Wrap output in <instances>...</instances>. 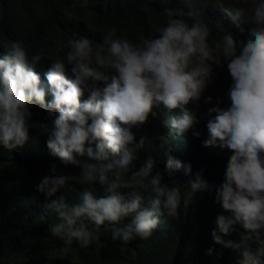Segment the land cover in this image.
Here are the masks:
<instances>
[{"label":"trees","instance_id":"obj_1","mask_svg":"<svg viewBox=\"0 0 264 264\" xmlns=\"http://www.w3.org/2000/svg\"><path fill=\"white\" fill-rule=\"evenodd\" d=\"M252 8L0 0V264H264V127L188 75L264 105Z\"/></svg>","mask_w":264,"mask_h":264},{"label":"rangeland","instance_id":"obj_2","mask_svg":"<svg viewBox=\"0 0 264 264\" xmlns=\"http://www.w3.org/2000/svg\"><path fill=\"white\" fill-rule=\"evenodd\" d=\"M243 2L259 6L263 4L262 0H243ZM215 67L210 63L201 66L197 64L196 72L188 74L191 82L189 90L199 93L200 98L208 105L210 115L219 122L228 124L232 129L254 122L264 124V105L252 98L250 87L240 79L234 94L226 96Z\"/></svg>","mask_w":264,"mask_h":264},{"label":"clouds","instance_id":"obj_3","mask_svg":"<svg viewBox=\"0 0 264 264\" xmlns=\"http://www.w3.org/2000/svg\"><path fill=\"white\" fill-rule=\"evenodd\" d=\"M228 1H233V2H235V3L243 2V0H239V1L228 0ZM262 1H263V4H264V0H262ZM243 3H244V2H243ZM246 4H251V5L253 6L252 9H260V11L264 12V5H263V4L260 5V6H259V5H254V3H250V2H246ZM220 12H221V13L224 12L226 16H228V17H232V18H233V21L236 23L237 18H234L233 14H231V11H230L229 9L224 8V9H222ZM254 19H255L256 25L259 24V23H263V21H264L262 18H259V17H257V16H255ZM258 123H259V122H258ZM259 125H261V126L264 127V124H262V123H259Z\"/></svg>","mask_w":264,"mask_h":264}]
</instances>
